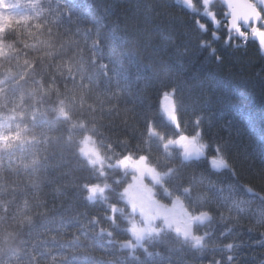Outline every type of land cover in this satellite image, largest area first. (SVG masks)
<instances>
[{
  "label": "trees",
  "instance_id": "trees-1",
  "mask_svg": "<svg viewBox=\"0 0 264 264\" xmlns=\"http://www.w3.org/2000/svg\"><path fill=\"white\" fill-rule=\"evenodd\" d=\"M8 1L19 9L0 17V116L41 138L0 159V264H264V54L225 42V7ZM183 137L207 157L185 161ZM213 158L228 163L215 171ZM139 164L157 208L212 221L190 240L160 221L136 235L147 224L125 196Z\"/></svg>",
  "mask_w": 264,
  "mask_h": 264
},
{
  "label": "rangeland",
  "instance_id": "rangeland-1",
  "mask_svg": "<svg viewBox=\"0 0 264 264\" xmlns=\"http://www.w3.org/2000/svg\"><path fill=\"white\" fill-rule=\"evenodd\" d=\"M18 9V5H11L8 0H0V17L12 15ZM26 47H32V45H27ZM163 112L169 120L174 121V106L170 100L166 101L163 107ZM30 126L26 127L21 125L16 119L0 116V159H8L9 157L13 158L18 152L27 150L30 146L39 141L41 138V126L35 122H32ZM183 138L182 141L179 140L173 142L176 146L181 147L182 150L184 149L186 142H197L196 140L187 139L185 137ZM199 146L201 145L199 144ZM83 153L91 164H102L101 157L91 144H86L84 146ZM133 169L136 172L134 176L138 179L135 180L136 184L128 191L125 199L130 203L133 211L137 212L147 224L143 230H141V226L134 224V231H137L136 235L140 234L139 231H144L143 233L151 232L154 224L158 221L165 224L167 227H174L179 231V227L185 225L188 218L191 216L188 217L186 210H184L185 208L180 202H176L174 206L169 208L163 207L161 210L157 208L150 189L143 181L142 175L146 173L147 168L143 164H139L134 165ZM146 174L149 175V173ZM99 193L103 194V191H93V195Z\"/></svg>",
  "mask_w": 264,
  "mask_h": 264
},
{
  "label": "snow or ice",
  "instance_id": "snow-or-ice-1",
  "mask_svg": "<svg viewBox=\"0 0 264 264\" xmlns=\"http://www.w3.org/2000/svg\"><path fill=\"white\" fill-rule=\"evenodd\" d=\"M195 4V0H190ZM207 3V0H201V5ZM264 6V0H225V16L227 19L226 27L229 31V36L226 37L225 42H230L232 35L241 38L243 44L246 46L249 40H255L257 45L264 51V11H261L260 6ZM214 27H219L223 21L213 11L210 17ZM197 20L203 28L207 29V24L197 17ZM247 29V31H245ZM216 38H219L218 33H214ZM207 42H202V46H206ZM163 95V94H162ZM178 122V118H177ZM184 138H181V141ZM216 150L214 149V152ZM219 167H226L227 161L221 159L215 161ZM213 170H216L213 168ZM95 191V189H93ZM231 246V245H230ZM231 259V258H230Z\"/></svg>",
  "mask_w": 264,
  "mask_h": 264
},
{
  "label": "water",
  "instance_id": "water-1",
  "mask_svg": "<svg viewBox=\"0 0 264 264\" xmlns=\"http://www.w3.org/2000/svg\"><path fill=\"white\" fill-rule=\"evenodd\" d=\"M209 1V0H207ZM215 1H220L224 7H225V0H215ZM185 3H188V7L190 8L191 2L189 0H185ZM262 11H264V6L261 7ZM264 54V51H262ZM165 100L167 101L168 98L166 97ZM184 157L186 161H199V160H203L207 157V153L206 150H204L203 148H201L200 146H198V144L194 141H191L187 144H185V148H184ZM221 159H212L211 160V165L212 168H215V171H219L225 167H219L215 161H219ZM248 192L251 195H258L260 198H263V196L261 194H259L258 192H256L255 190L248 188ZM210 221H212V215L208 212H202L199 215L195 216L193 218V220L185 225H182L179 227V233L181 234L182 238L184 240H190L193 237V226L194 224H198V225H203V224H207Z\"/></svg>",
  "mask_w": 264,
  "mask_h": 264
},
{
  "label": "flooded vegetation",
  "instance_id": "flooded-vegetation-1",
  "mask_svg": "<svg viewBox=\"0 0 264 264\" xmlns=\"http://www.w3.org/2000/svg\"><path fill=\"white\" fill-rule=\"evenodd\" d=\"M258 6H260V5H258ZM260 7H262V6H260ZM261 11H262V9H261ZM246 30V29H245ZM247 31V30H246Z\"/></svg>",
  "mask_w": 264,
  "mask_h": 264
}]
</instances>
